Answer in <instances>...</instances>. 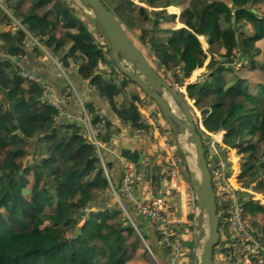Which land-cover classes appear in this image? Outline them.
Returning a JSON list of instances; mask_svg holds the SVG:
<instances>
[{"label": "trees", "instance_id": "obj_1", "mask_svg": "<svg viewBox=\"0 0 264 264\" xmlns=\"http://www.w3.org/2000/svg\"><path fill=\"white\" fill-rule=\"evenodd\" d=\"M137 1L150 8L143 7L146 15L133 7L135 0H102L151 65L176 88L209 59L204 78L188 83L189 97L207 130H225L224 143L240 157L239 180L255 181L256 191L264 195V0ZM175 5L180 7L178 18L166 11ZM5 6L20 24L0 5V264H126L148 252L141 245V235L157 260L167 264L172 250L160 245L153 226L122 197L138 234L112 190L119 191L123 161L130 160L142 179L158 191L170 176L164 163H158L159 154L149 153L147 163L137 166L144 148H125L103 165L96 145L84 137L82 125L60 119L59 109L43 99L42 84L22 75L20 59L29 50L35 57L45 55L33 41L40 42L63 67L76 64L79 76L90 80L111 108L127 84L137 85L120 81L118 89L111 76L104 79L109 73L99 66L104 56L96 40L107 48L92 26L78 18L72 0H7ZM178 23L183 26L175 28ZM163 26L171 27L168 34H159L166 30ZM200 37L206 38V48ZM4 90L8 91L6 104L1 102ZM128 100L137 111L115 110L121 121L106 111L101 115L93 103L88 104L97 140L104 145L123 129L132 138L137 133L149 137L150 126L140 116L150 117L147 106L135 95ZM158 115L164 122L161 112ZM161 125L162 131L172 133ZM193 207L194 201L188 213L191 221ZM246 212L255 224L264 206L249 200ZM176 228L184 231V226ZM258 229L264 231V226ZM192 231L193 224L183 235L185 255L177 264H192ZM218 246L225 253L221 243Z\"/></svg>", "mask_w": 264, "mask_h": 264}, {"label": "built area", "instance_id": "obj_2", "mask_svg": "<svg viewBox=\"0 0 264 264\" xmlns=\"http://www.w3.org/2000/svg\"><path fill=\"white\" fill-rule=\"evenodd\" d=\"M204 48L206 47L204 46ZM22 75L35 79L28 72H23ZM203 78L204 76L201 75L198 80ZM42 86L44 88L43 99L57 106V103L48 93V87L43 84ZM69 120L82 125L84 137L88 142L96 145L104 165L101 153L102 145L97 140L98 132L93 127L91 119H82L80 115L73 114L70 115ZM198 132L201 136L204 134L210 138L211 153L207 159H211L213 162L210 165L211 181L218 207L219 244L221 243L225 251V253L222 252L225 259L224 264H264V231L256 228L252 218L246 212V203L249 200L264 206V195L256 191L255 181L244 184L239 180L241 166L239 163L237 166L233 165L236 160L238 161V158L235 152H230L235 148L226 145L223 138L220 140L216 138L214 135L216 131L207 130L203 123ZM175 161L178 162L180 159L177 158ZM141 178L142 175L138 174L135 163L124 160L119 191L113 188V195L121 205L124 215L136 229L139 230L138 225L132 220L130 213L122 203V197L132 204L137 213L149 221L160 245L164 249L170 248L172 250L167 264H177L178 258L185 255L183 235L189 234L190 225L193 224V220L191 221L188 217L187 220H184L179 214L178 194L183 192L181 191L182 179L180 174L176 169L170 171L167 182L163 183L156 192L148 191L144 199L134 195V187ZM173 197L177 198L176 201L173 200ZM177 226H184V231L177 229ZM158 264L161 263L158 261Z\"/></svg>", "mask_w": 264, "mask_h": 264}, {"label": "water", "instance_id": "obj_3", "mask_svg": "<svg viewBox=\"0 0 264 264\" xmlns=\"http://www.w3.org/2000/svg\"><path fill=\"white\" fill-rule=\"evenodd\" d=\"M72 1L79 9L78 18L85 19L100 35L110 59L122 74V82L133 81L153 100L172 131L188 165L194 195L192 264H215L214 252L220 236L218 207L210 171L213 162L207 159L202 136L197 131L189 106L175 86L151 65L123 24L102 0ZM154 23L157 24V20ZM108 78L109 76H104V79ZM116 87L121 89L119 84ZM4 93L2 104L8 103V91L4 90ZM150 113H154L152 108ZM192 151L195 155L193 167L189 161ZM142 159L143 155L140 154L137 166ZM141 238L144 240L142 235Z\"/></svg>", "mask_w": 264, "mask_h": 264}, {"label": "crops", "instance_id": "obj_4", "mask_svg": "<svg viewBox=\"0 0 264 264\" xmlns=\"http://www.w3.org/2000/svg\"><path fill=\"white\" fill-rule=\"evenodd\" d=\"M262 16L263 15L260 14V17ZM44 48H42V50L45 52V55L35 57L32 54L31 50H29L28 53L22 59H20V63L21 65H23L25 71L32 75L41 84L48 87V93L50 97L57 103L56 107L60 111V119H69L70 115L78 114L82 119H91L92 122V115L89 112L88 104L93 103L97 112L101 115H104L106 111L112 114L115 119L121 121L116 116L115 110H136L128 106L130 101L128 100V97L130 94L135 95L136 98H139L140 102L145 104L150 111L149 102L144 99L139 91H136L137 86H134L132 84H127L125 89H123L120 94L116 96L115 107H109V105L99 97V95L95 91V88L91 85L90 80L83 79L81 78V76H79L78 68L75 67V64L73 62L70 63L69 68L63 67L62 64L60 62H57V60L53 56H51ZM101 49L103 51L105 50L104 48H102V46ZM99 66L108 70L109 75L107 76H111L116 84H119V82L122 81V74L117 75V73L113 69V64L109 58V55L108 57H103V59H101V61L99 62ZM203 74L204 71L201 75ZM140 116L150 126L149 137H142V134L137 133V138H132L129 132L123 129L121 134L114 136L108 145H104L99 141L102 145L101 151H106V154L104 156L102 154L103 160H111L118 157L120 151L125 148H144V151L140 152V154L143 155V159L141 162L147 163L148 154L157 152L159 154L157 159L158 163L160 164L161 162H163V166L164 168H166L165 170H168L170 173V171L176 169L180 174V177L182 179L181 191L183 192L178 194L179 214L184 220H187L188 213L190 211V204L187 203L189 200H191V204L193 203L194 195L189 185L190 182L186 180V177L184 175L183 162L181 163L180 161H178L179 164H181L179 167L178 162L175 161V159L177 158L182 159L181 154L180 156L178 155L180 151L179 153H176L172 152L171 150L170 145L177 143L176 139L166 140V138L162 134V125L159 124L160 120L153 119L151 113L149 118H144L141 114ZM93 127L98 132L97 128L94 125ZM155 130L158 131V136L156 135ZM176 147H179L178 144H176ZM167 180L168 177H166L165 180L162 181V184L166 183ZM151 185L152 184L150 183V181L141 178V180L138 181L134 188V195L137 198L144 199L147 196L148 191L154 192V188ZM192 209L194 210V207Z\"/></svg>", "mask_w": 264, "mask_h": 264}, {"label": "rangeland", "instance_id": "obj_5", "mask_svg": "<svg viewBox=\"0 0 264 264\" xmlns=\"http://www.w3.org/2000/svg\"><path fill=\"white\" fill-rule=\"evenodd\" d=\"M5 3H7V0H3ZM4 2H1L0 1V5H1V7L3 8V9H6L7 10V13H10V14H8L10 17H12L13 18V16H12V12L11 11H9V9H7V7L5 6V3ZM133 7H135L137 10H139V12H140V14H142L143 16L144 15H146V10L144 9V8H146L147 7V9H150L146 4H144V3H141V2H139V1H137V0H135V5L133 6ZM144 7V8H143ZM53 10V5H51V8H50V10ZM179 10H180V7L179 6H170V7H167L166 8V11L167 12H172V13H176V15H177V18H178V15H179ZM9 11V12H8ZM13 20H14V23L15 24H20V20H17V19H14L13 18ZM181 26H183L182 24H177V25H175V28H178V27H181ZM162 28H165L166 30H161V32L159 33V34H168L170 31H168L167 29H169V28H171V27H165V26H163V27H161V29ZM200 39H201V41H202V43H203V46H205V47H207V42H206V38L205 37H200ZM227 40H228V35H227ZM34 42V44L36 43V44H38L40 47H41V49L42 48H44L45 46L44 45H42L40 42H38V41H33ZM95 43H97L98 45H99V47L101 48V44L98 42V40H96V42ZM29 45H32V43H29ZM261 47L262 48H264V43L261 45ZM44 49H46V48H44ZM46 51L51 55V53H50V51H48L47 49H46ZM102 55L104 56V57H108V53H107V51H106V49L104 50V51H102ZM52 56V55H51ZM110 58V57H109ZM52 59H54V58H52ZM111 62H112V64H113V61L111 60ZM151 62H152V64H154V65H156V66H158V63H157V61H156V59L155 58H152L151 59ZM208 62H209V59H207V61L205 62V65L202 67V68H195L194 70H193V72L190 74V76H188L185 80H184V84L183 85H180V86H177V88H178V90L180 91V93H182L183 94V98L185 99V101H186V103H187V105L189 106V108L190 109H192V111H194V115H193V117H194V121H195V124H196V128H197V131H198V129L200 130L201 129V126H202V119H201V116H200V112L198 111V109L196 108V106L194 105V103H193V100L189 97V94H188V91H187V85H188V83H191V82H195V81H198V79H199V76L203 73V71L204 72H206L207 71V68H208ZM114 65V64H113ZM75 67H76V64H75ZM114 69V68H113ZM24 72V71H23ZM118 75V74H117ZM25 77V76H24ZM25 78H28V79H31V80H33L32 78H29V77H25ZM36 80V79H35ZM125 84V83H124ZM176 88V87H175ZM176 88V89H177ZM136 89V88H135ZM136 91H139V89H138V87H137V90ZM140 92V91H139ZM130 96H131V94L129 95V99H130ZM144 99L145 100H147L148 102H149V105H150V108H152L153 110H154V113H153V115H151L152 117H153V119H158V120H160V122H159V124H163L164 125V127H166L167 125H166V123H164L163 121H162V119H160L161 118V116L160 115H158V113L160 112L159 111V109H158V107H157V105H156V103L153 101V100H151V99H149V98H147V97H144ZM157 114H156V113ZM156 123H157V121H156ZM163 127V128H164ZM222 129V128H221ZM221 129H219V131L218 132H221V138H223L224 139V130H221ZM162 134H163V136L166 138V140H168V139H170V140H174L175 139V137L173 136V134L170 132V131H168V130H164V131H162ZM201 134H203V132H201ZM159 135V134H158ZM157 135V136H158ZM203 136V141H204V144H205V147H206V156L207 157H209L210 156V153H211V151H210V138H207L204 134L202 135ZM220 138V139H221ZM219 139V138H218ZM219 139V140H220ZM176 144L177 143H174L173 145H170L171 146V150H172V152H176V153H179V150H178V148L176 147ZM230 152H235V154L237 155V151H236V149H232V151H230ZM179 156H180V153L178 154ZM182 157V156H181ZM237 158H238V161L236 160V162H234L233 163V165L234 166H237L238 165V163H239V166H241L240 165V157L237 155ZM180 162L182 163L183 161H182V159L180 158ZM180 165L181 164H179V162H178V166L180 167ZM190 185V187H191V189H192V186H191V183L189 184ZM187 189H189V188H187ZM190 189V190H191ZM190 192V191H189ZM188 192V193H189ZM262 194V193H261ZM176 199L177 198H175V197H173V200L174 201H176ZM189 200V199H188ZM187 204H191V200H189L188 201V203ZM256 223H255V226H256V228H261L262 226H264V214H259L258 216H256ZM135 231L138 233V234H140V231L138 230V229H135ZM141 245H143V246H145V247H147V249H148V252L145 254V256H144V258L143 259H139V258H137V259H134V260H132V261H129V262H127L126 264H158V260H157V258H156V256L153 254V252L151 251V249L148 247V245H147V243L145 242V240H143L142 238H141ZM220 246H216V248L215 249H217V250H215V252H214V263L215 264H224V261H225V259H224V255H223V253H222V251H220L218 248H219Z\"/></svg>", "mask_w": 264, "mask_h": 264}, {"label": "bare ground", "instance_id": "obj_6", "mask_svg": "<svg viewBox=\"0 0 264 264\" xmlns=\"http://www.w3.org/2000/svg\"><path fill=\"white\" fill-rule=\"evenodd\" d=\"M148 110H149V108H148ZM214 135H215L216 138H219V139L221 138V132H215ZM192 153L193 154H191V157H190V160L189 161H190L191 166L193 167L195 165L194 164V157H195V155H194V152L193 151H192Z\"/></svg>", "mask_w": 264, "mask_h": 264}, {"label": "flooded vegetation", "instance_id": "obj_7", "mask_svg": "<svg viewBox=\"0 0 264 264\" xmlns=\"http://www.w3.org/2000/svg\"><path fill=\"white\" fill-rule=\"evenodd\" d=\"M6 12H7V10L6 9H4ZM9 12V11H8ZM8 14H10V13H8ZM13 16V15H12ZM13 18L15 19V17L13 16ZM100 44H101V46H102V43L101 42H99ZM24 72H27V71H24ZM23 73V72H22ZM33 80H35V79H33Z\"/></svg>", "mask_w": 264, "mask_h": 264}]
</instances>
